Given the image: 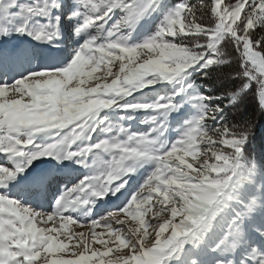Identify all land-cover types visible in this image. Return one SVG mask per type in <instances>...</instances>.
<instances>
[{
  "label": "snow or ice",
  "instance_id": "obj_1",
  "mask_svg": "<svg viewBox=\"0 0 264 264\" xmlns=\"http://www.w3.org/2000/svg\"><path fill=\"white\" fill-rule=\"evenodd\" d=\"M264 0H0V264H264Z\"/></svg>",
  "mask_w": 264,
  "mask_h": 264
},
{
  "label": "trees",
  "instance_id": "obj_2",
  "mask_svg": "<svg viewBox=\"0 0 264 264\" xmlns=\"http://www.w3.org/2000/svg\"><path fill=\"white\" fill-rule=\"evenodd\" d=\"M233 116L237 121L248 117L255 120L256 136L249 151H264V111H261L257 100L253 96L246 97L241 106L234 109Z\"/></svg>",
  "mask_w": 264,
  "mask_h": 264
}]
</instances>
